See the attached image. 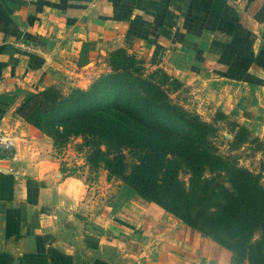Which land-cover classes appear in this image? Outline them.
Returning <instances> with one entry per match:
<instances>
[{
	"label": "crops",
	"instance_id": "crops-1",
	"mask_svg": "<svg viewBox=\"0 0 264 264\" xmlns=\"http://www.w3.org/2000/svg\"><path fill=\"white\" fill-rule=\"evenodd\" d=\"M117 47L264 129V0H0V264L229 263L120 181L101 217L81 218V177L62 174L51 138L15 113L16 87H83Z\"/></svg>",
	"mask_w": 264,
	"mask_h": 264
},
{
	"label": "trees",
	"instance_id": "trees-1",
	"mask_svg": "<svg viewBox=\"0 0 264 264\" xmlns=\"http://www.w3.org/2000/svg\"><path fill=\"white\" fill-rule=\"evenodd\" d=\"M106 62L109 69L84 88L16 87L9 97L21 93L15 113L54 148L78 137L89 169L117 176L143 200L229 250L233 261L264 264L258 175L218 153L210 140L215 127L171 101L167 92L180 84L176 77L160 67L144 73L143 60L122 47L109 51ZM231 125L232 140L245 141L249 129Z\"/></svg>",
	"mask_w": 264,
	"mask_h": 264
},
{
	"label": "rangeland",
	"instance_id": "rangeland-1",
	"mask_svg": "<svg viewBox=\"0 0 264 264\" xmlns=\"http://www.w3.org/2000/svg\"><path fill=\"white\" fill-rule=\"evenodd\" d=\"M142 66V71L144 73L154 69L155 67H159L149 66L144 61L142 62ZM167 73L170 74L169 72ZM94 77H92L89 82ZM89 82L81 88L86 87ZM73 86L74 85L62 82L57 87H59L63 92H66ZM167 95L171 101L177 104L180 108L187 112H194L203 120L211 123L215 127V130L211 134L210 140L216 151L222 155H228L234 162H236L237 165L257 174L259 181L264 185V129L257 131L248 130V137L245 141L232 140L236 130V128H233L231 125V122L234 119L229 116L221 117L220 113L223 112L216 108L210 101L200 96V93L196 91L191 84H184L180 81L177 88L169 90ZM78 141V137L70 138L62 147L56 148L57 150L53 153V156L57 158L58 167L61 169L62 174L64 171L81 177L83 181L84 187L86 188L84 198L87 200V205L85 210L86 215H81L80 217L86 218L89 215L88 212L93 211L94 207V209L98 212L97 214H100L99 216H94V219H97V217H101L102 206L108 205L111 202L116 185L119 184V181H122L115 175H107L105 169L101 167L89 169L84 160L82 149L76 146ZM127 161L129 162L130 158L127 157ZM181 177L185 178L183 174ZM97 205H100L99 209H96ZM200 234L211 239L207 234ZM257 234L258 233H255L253 238L257 237ZM221 247L224 248L223 246ZM224 249L229 255L228 264H243L244 261H233L231 259L230 251L226 248Z\"/></svg>",
	"mask_w": 264,
	"mask_h": 264
}]
</instances>
